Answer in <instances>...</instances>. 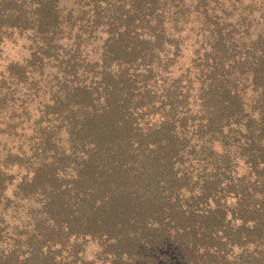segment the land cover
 I'll return each instance as SVG.
<instances>
[{
	"label": "trees",
	"instance_id": "1",
	"mask_svg": "<svg viewBox=\"0 0 264 264\" xmlns=\"http://www.w3.org/2000/svg\"><path fill=\"white\" fill-rule=\"evenodd\" d=\"M17 40L0 264H264V0H0Z\"/></svg>",
	"mask_w": 264,
	"mask_h": 264
},
{
	"label": "rangeland",
	"instance_id": "2",
	"mask_svg": "<svg viewBox=\"0 0 264 264\" xmlns=\"http://www.w3.org/2000/svg\"><path fill=\"white\" fill-rule=\"evenodd\" d=\"M26 56V50L24 49L23 41L17 40V42L8 41L1 46L0 51V72H2L5 66L14 61H20ZM32 110V109H31ZM4 142L6 139L1 138ZM86 252L90 255L96 251L95 244L87 243L85 245Z\"/></svg>",
	"mask_w": 264,
	"mask_h": 264
}]
</instances>
